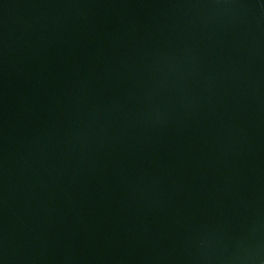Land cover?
Instances as JSON below:
<instances>
[{"label": "water", "instance_id": "obj_1", "mask_svg": "<svg viewBox=\"0 0 264 264\" xmlns=\"http://www.w3.org/2000/svg\"><path fill=\"white\" fill-rule=\"evenodd\" d=\"M0 264H264V0H0Z\"/></svg>", "mask_w": 264, "mask_h": 264}]
</instances>
